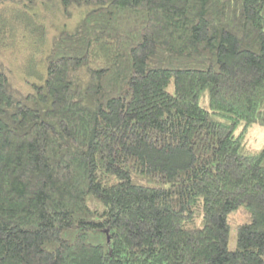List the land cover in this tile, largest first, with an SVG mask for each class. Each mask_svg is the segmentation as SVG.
<instances>
[{"label":"trees","instance_id":"trees-1","mask_svg":"<svg viewBox=\"0 0 264 264\" xmlns=\"http://www.w3.org/2000/svg\"><path fill=\"white\" fill-rule=\"evenodd\" d=\"M53 1L0 0V34L16 19L26 38L17 11L39 22ZM60 2L79 24L44 83L23 92L1 63L0 264H264V146L246 140L264 128V0Z\"/></svg>","mask_w":264,"mask_h":264},{"label":"rangeland","instance_id":"rangeland-1","mask_svg":"<svg viewBox=\"0 0 264 264\" xmlns=\"http://www.w3.org/2000/svg\"><path fill=\"white\" fill-rule=\"evenodd\" d=\"M40 10L37 9V12L41 15L45 20V25L48 28V34L46 37V42L42 45V40H38L36 38H32L28 35V31L32 25L37 26L39 29V34L44 30V21L43 19L38 20L34 17V22L30 20L29 17L24 18L22 16L23 12L26 10L29 13L31 9H28L23 6V9L17 11L16 17L21 18V25L27 28L23 31H26V38L23 37V41L16 39V36H19L16 32H18V25L20 24L18 21L9 20L8 25L12 29V32L9 34H0V68L1 63L5 64V69L8 72L12 84L23 92H28L33 86L41 85L44 83L46 78L47 70L45 57L50 51V41L54 36L60 33L62 30L74 31L77 25L79 24V13L74 11L73 8L71 12L73 16L71 19H67L65 16V10L63 9L62 3L60 0H55L50 3L40 2L38 4ZM1 9V8H0ZM4 9V8H3ZM24 15V14H23ZM72 15V14H71ZM25 16V15H24ZM23 20L25 22H23ZM3 22V21H2ZM7 26V25H5ZM2 27V23L0 21V29ZM35 30V28H34ZM44 77V80H41V77ZM208 97L205 95L201 99L202 105H207ZM247 142L250 148L253 150H260L264 146V128L259 125L251 126L247 131ZM195 217L196 223L192 222L189 227H197L202 225V213L200 210L195 209ZM252 220L251 209L243 205L241 208L232 213L229 216V221L231 224V239H230V249L234 250L237 245V237H238V229L242 224L249 223Z\"/></svg>","mask_w":264,"mask_h":264}]
</instances>
